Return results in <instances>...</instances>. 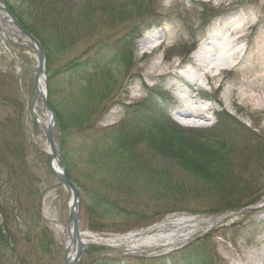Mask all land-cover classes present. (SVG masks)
Segmentation results:
<instances>
[{
    "label": "rangeland",
    "instance_id": "obj_1",
    "mask_svg": "<svg viewBox=\"0 0 264 264\" xmlns=\"http://www.w3.org/2000/svg\"><path fill=\"white\" fill-rule=\"evenodd\" d=\"M151 2L150 13L145 21L133 20L125 25H114L107 30L109 35L107 45L111 44L109 57L114 55L116 46L113 45L114 41L121 35H127L131 40L132 61L126 70L119 71L118 65H112L111 70L118 77V84L106 103V111L95 127L114 128L121 122L142 114L150 107H154L152 112L156 116L160 111L169 122L188 132L214 128L220 123V140L226 139L230 144L234 143L241 154L245 149V153H249L247 154L249 161L260 164L258 169L253 166L254 171L250 180L247 166L244 167L245 163H241L249 175L245 179L248 192L261 189L264 185L260 184V176L263 174L260 169L264 165L262 155L264 102L257 95L256 100L251 103L222 106L218 102L222 89L212 96V86L204 80L201 71L196 72L191 68L189 62L194 59L192 52L199 51L202 39L209 32L215 36L211 42L216 46L226 44L223 39L225 28L214 26V21L217 19L219 23L241 20L254 22L252 28H246L245 34L248 36L241 39L234 47L244 54L253 44L252 41H257V35L260 32L264 33V0H151ZM15 39L21 41L19 38ZM6 42L21 65L8 50L0 46V163L1 155L5 163V168L0 164V229L6 226V231L10 235V246L14 247L16 256L26 258L24 264H64L62 230L68 220L70 197L57 186L55 178L49 171L47 145L28 108L34 97L33 79L37 63L30 49ZM140 42L144 43L143 50H138ZM82 50L83 47L75 48L70 52L69 59L80 58ZM155 58L159 59L163 66H169L168 71L176 72L179 76L196 77L195 82L200 85V89L192 92L193 97H197L200 107L209 103L212 106L211 110L205 113L206 119L200 120V125L186 126L182 120L186 117L174 114V106L177 104L174 95H180L183 90H187L186 85H181L184 84L181 79L174 78L170 72L156 76L147 74L146 69ZM249 60L250 56L245 55V64H248ZM63 64L64 62L56 60L50 66V75H54ZM176 64L179 67L173 69L172 66ZM231 74L224 73L219 77V79L225 77L224 86L230 87ZM65 81V78H59L60 90L66 88ZM174 85L184 89H175ZM192 106L197 107L193 104ZM218 117L221 119L219 120ZM255 144H260L259 149H254ZM20 148H23V153L20 152ZM168 164L146 163L144 166L165 172L164 179L178 183L177 187L181 191H184L182 182L186 186H193L195 190L190 192L191 199H187L186 203L174 206V202L163 201L155 209L157 203L148 202L147 207L152 210L144 212L138 219L133 218V213L143 208L127 206L125 214H120L118 217L108 216L106 219L96 221L91 217L88 202L82 193L78 211L80 231L98 237L113 238L146 231L169 218L188 216L196 219L200 224L207 222L213 224L219 221L218 226L192 240L183 252L179 251L177 259L181 260L189 256L193 258L194 264L200 262L264 264V196L253 205L257 206L255 209L248 208L253 201L238 212L214 213L211 212L216 199L214 194L204 192L207 187L197 183L198 179L194 175L178 169L176 165L179 163H171L167 169L165 168L166 170L163 168L161 170L160 166H168ZM7 167L16 171L13 178L7 175L6 172L9 171ZM21 167L22 172L19 173ZM239 169L240 167L236 165L234 173L232 172L237 178L241 173ZM10 183H13L12 189L8 187ZM35 190L37 194L33 196L32 191ZM39 203H41L40 211ZM41 230L45 232L41 234ZM47 233L52 235L51 239L50 236H46ZM25 235L30 236L29 241L24 239ZM36 236L40 244L35 243ZM132 248L130 245L112 248L87 245L79 264H99L107 259L116 261L114 264L119 262L139 264L136 261L139 258L135 255L119 253ZM193 251H198L195 258L192 255ZM12 263L20 264V259L12 258L11 252L2 251L0 264ZM178 264L191 263L183 261Z\"/></svg>",
    "mask_w": 264,
    "mask_h": 264
},
{
    "label": "trees",
    "instance_id": "obj_2",
    "mask_svg": "<svg viewBox=\"0 0 264 264\" xmlns=\"http://www.w3.org/2000/svg\"><path fill=\"white\" fill-rule=\"evenodd\" d=\"M4 1L45 50L48 103L57 117L56 139L61 162L69 179L85 195L89 213L96 221L107 218V210L114 207L109 202L118 198L107 192V174L111 171L121 173L127 167L132 168L131 163H169L168 166H160L161 170L167 169L171 163H179L176 165L178 169L194 175L198 179L197 183L207 187L204 192L214 194L216 199L211 210L214 213L239 210L264 196V185L251 193L245 185V179L249 175L251 180L253 166L258 169L260 164L249 161L247 157L249 153L246 154L245 149L241 154L234 143L230 144L226 139L220 140V123L208 130L188 132L169 122L160 111L156 116L152 112L154 107H150L142 114L123 121L114 128L107 130L95 127L97 119L107 109L106 103L118 84V77L111 70L112 65H118L119 71L126 70L132 61L131 40L127 35H121L116 42L114 41L113 45L116 44L114 55L109 57L111 44L107 45L109 40L107 30L114 25H125L133 20L145 21L150 13L151 0ZM78 47H83L80 58L70 60V52ZM56 60L64 64L54 75H50V66ZM59 78L66 79L64 90L58 88ZM259 147L260 144H255L254 149L257 150ZM20 152H24L23 148H20ZM262 155L264 161V151ZM241 163H245L244 167L247 166L249 175ZM0 164L5 168L2 155ZM236 165L240 167L239 171L241 170L238 178L233 174ZM22 167L18 170L19 173L22 172ZM7 169L9 170V167ZM260 170L263 172L260 184H264V165ZM6 173L12 178L16 175L14 169ZM164 173H154L155 177L149 178L147 186L142 191L154 190L159 196L157 201L160 204L163 201H171L175 206L191 199L189 194L195 190L193 186H186L182 182L184 191H181L177 187L178 183L164 179L166 175ZM126 178L118 180L124 189L136 184L130 179L132 178L130 173ZM12 185L13 183L8 185L9 189H12ZM32 192L33 196L37 194V190ZM247 193L249 194L246 195ZM143 200L144 197L131 199L127 196L123 199L125 204L137 206H140L139 203ZM134 216L140 217L141 214ZM44 232L40 231L41 234ZM46 236H50L51 239L50 233ZM29 238V235L24 236L27 241ZM34 241L40 244L38 236ZM2 251L11 252V257L20 259V264L26 262V258L16 256L14 247L10 246V235L6 231V226L0 229V253ZM193 252L195 258L198 251ZM192 259L187 256L179 260L177 255H174L168 258L136 261L139 264H178L183 261L194 264ZM115 262L107 259L99 264Z\"/></svg>",
    "mask_w": 264,
    "mask_h": 264
},
{
    "label": "bare ground",
    "instance_id": "obj_3",
    "mask_svg": "<svg viewBox=\"0 0 264 264\" xmlns=\"http://www.w3.org/2000/svg\"><path fill=\"white\" fill-rule=\"evenodd\" d=\"M218 20L214 21L216 23H214V26L221 29L225 28L226 32L223 34V39H225L226 44L216 46L211 42L215 36L209 32L202 39L203 42L200 44L198 53L189 62L191 68L196 72H202L204 80H207L208 84L212 86V96L219 89H222L218 102L224 107H228L229 104L241 105L243 102H254L257 95L264 102V33L260 32L256 37L257 41H252L253 44L247 48L248 50L241 54L234 47L241 39L248 36V34H245L246 28H252L254 22L252 20H241L240 22L226 21L219 23ZM9 29L12 30L11 27ZM13 32L11 31V33ZM8 37L10 38V43L15 40L12 34L11 36L8 35ZM0 41V46L6 50L10 49L4 37L1 36ZM144 48V43L140 42L138 50H143ZM245 55L250 56L248 64H245ZM178 67V64L172 66L173 69ZM169 68V66H163L159 59L155 58L149 63L146 72L149 76L170 72L174 78L181 79L184 82L181 85H186L187 90L185 91L183 87L174 85L175 89L183 90H181L182 93L180 92V95H174L177 103L174 106V114L186 117V119H182L186 126L200 125V120L206 119L205 113L211 110L212 106L209 103L204 107H200L197 97H193L192 92L200 89V85L195 82L197 81L196 77L179 76L176 72L168 71ZM224 73H232V78L229 80L231 83L230 87L228 85L224 86L225 77L219 79ZM37 88L38 92L44 94V80L42 77L38 81ZM192 104L197 105V107H193ZM32 112L36 116L38 123L42 122L44 125L48 122L49 114L42 108L40 102L35 103ZM206 225H209V223L200 224L196 219L188 216L176 217L169 218L161 224L136 235H122L103 241L96 235L86 233L84 239L87 241L85 245L89 243L97 245L104 243L111 245V247H119L128 244L137 253H142L143 251L147 253H164L189 242L204 230Z\"/></svg>",
    "mask_w": 264,
    "mask_h": 264
},
{
    "label": "water",
    "instance_id": "obj_4",
    "mask_svg": "<svg viewBox=\"0 0 264 264\" xmlns=\"http://www.w3.org/2000/svg\"><path fill=\"white\" fill-rule=\"evenodd\" d=\"M0 12H4V15H0V20L4 23L11 24L17 29V34L27 38L26 41L23 43L30 47L36 55V62H37V72L34 78V90H35V98L33 104H35L38 98L41 99L42 107L47 111L49 114V120L46 125L43 123H38L36 116L33 114V117L36 121V124L41 127L43 131L44 138L49 148L50 154V161H49V169L55 179L58 182V186L63 187L70 195L71 201L69 204V218L68 222L65 227V231L67 234L68 241L65 246V251L68 253L69 251L72 252L73 257H65L64 264H77L80 260L81 255L83 253L85 243L81 239V235L79 232V220H78V202L80 195L76 190L75 186L68 180L67 176L65 175V170L62 167L59 159V155L56 151L54 139H53V131L57 124L56 117L54 112L51 110L47 103L46 95L40 94L37 89V83L40 77H43L44 74V65H45V54L44 51L39 44V42L30 35L21 25L20 23L11 15L9 10L6 8L5 4L2 0H0ZM5 17L9 19L6 20ZM2 29L0 28V31ZM4 33L6 31L3 30Z\"/></svg>",
    "mask_w": 264,
    "mask_h": 264
}]
</instances>
